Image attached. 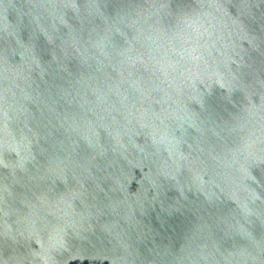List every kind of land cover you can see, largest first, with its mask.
<instances>
[{
	"label": "water",
	"instance_id": "95a60500",
	"mask_svg": "<svg viewBox=\"0 0 264 264\" xmlns=\"http://www.w3.org/2000/svg\"><path fill=\"white\" fill-rule=\"evenodd\" d=\"M0 264H264V0H0Z\"/></svg>",
	"mask_w": 264,
	"mask_h": 264
}]
</instances>
